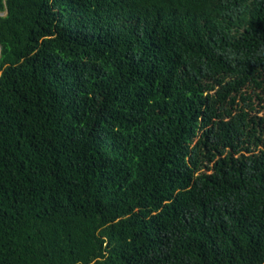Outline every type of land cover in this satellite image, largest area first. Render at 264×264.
Here are the masks:
<instances>
[{
	"label": "trees",
	"instance_id": "obj_1",
	"mask_svg": "<svg viewBox=\"0 0 264 264\" xmlns=\"http://www.w3.org/2000/svg\"><path fill=\"white\" fill-rule=\"evenodd\" d=\"M0 264H264V0H0Z\"/></svg>",
	"mask_w": 264,
	"mask_h": 264
},
{
	"label": "rangeland",
	"instance_id": "obj_2",
	"mask_svg": "<svg viewBox=\"0 0 264 264\" xmlns=\"http://www.w3.org/2000/svg\"><path fill=\"white\" fill-rule=\"evenodd\" d=\"M4 14V13H3Z\"/></svg>",
	"mask_w": 264,
	"mask_h": 264
}]
</instances>
